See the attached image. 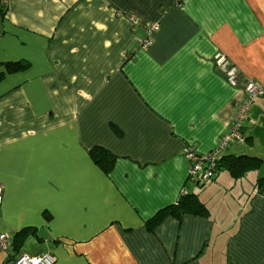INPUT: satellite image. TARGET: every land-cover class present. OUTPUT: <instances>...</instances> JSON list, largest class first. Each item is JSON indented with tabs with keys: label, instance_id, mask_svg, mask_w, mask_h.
I'll list each match as a JSON object with an SVG mask.
<instances>
[{
	"label": "crops",
	"instance_id": "1",
	"mask_svg": "<svg viewBox=\"0 0 264 264\" xmlns=\"http://www.w3.org/2000/svg\"><path fill=\"white\" fill-rule=\"evenodd\" d=\"M2 4L0 233L26 237L0 264L40 250L54 264H264V97L246 142L222 153L259 158L260 170L236 180L221 169L198 184L185 158L188 146L217 147L245 97L218 53L264 85V0ZM152 23L160 30L143 50ZM95 147L115 156L109 173ZM185 189L207 213L149 230Z\"/></svg>",
	"mask_w": 264,
	"mask_h": 264
},
{
	"label": "built area",
	"instance_id": "2",
	"mask_svg": "<svg viewBox=\"0 0 264 264\" xmlns=\"http://www.w3.org/2000/svg\"><path fill=\"white\" fill-rule=\"evenodd\" d=\"M6 3V0H5ZM133 27L139 26V20L136 17L130 18ZM160 30L159 23H152L144 30V37L139 42V47L143 50L149 48L153 44V35ZM215 64L218 70L224 75L228 83L233 86L241 84L244 87L245 97L240 102L235 111L233 122L227 133L221 138L217 147L206 155H199L193 146H188L185 150V158L189 163V180L198 184H208L213 181L217 171L220 155L234 144L242 145L246 142L244 135V123L249 113L260 98L264 97V85L253 80H246L241 77L239 70L229 61V59L221 53L215 57ZM264 191V190H263ZM188 191L185 189L182 195H186ZM3 198V189L0 186V208ZM13 238L0 233V251L8 253L12 248ZM55 258L48 254L42 253L38 256L22 254L17 258H10L6 264H54Z\"/></svg>",
	"mask_w": 264,
	"mask_h": 264
},
{
	"label": "trees",
	"instance_id": "3",
	"mask_svg": "<svg viewBox=\"0 0 264 264\" xmlns=\"http://www.w3.org/2000/svg\"><path fill=\"white\" fill-rule=\"evenodd\" d=\"M3 2L4 0H0L1 14H4L5 12L3 8L4 5L2 4ZM223 152H225V150ZM222 153L220 155V160L218 161L215 178L221 169H226L230 172L231 176L234 179L238 180L243 178L246 172L248 171L260 170L263 164V160L259 158L249 157V156H235V155L222 156ZM90 155L94 163L98 165L100 168H102L105 173H109L112 170L116 158L106 149L102 147H95L93 150H91ZM215 178L213 179V181L215 180ZM206 213H207V208L200 201L198 196L187 193L186 195H182L181 200H179V202L176 205L171 206L159 212L153 219L148 221L147 227L149 230H152L155 226L161 223L167 216L180 218L184 215H205ZM25 232L26 231H22L15 238H13L12 247L16 251L20 250L24 242V239L26 237ZM18 256L20 255L10 256L8 260L10 258L15 259Z\"/></svg>",
	"mask_w": 264,
	"mask_h": 264
},
{
	"label": "water",
	"instance_id": "4",
	"mask_svg": "<svg viewBox=\"0 0 264 264\" xmlns=\"http://www.w3.org/2000/svg\"><path fill=\"white\" fill-rule=\"evenodd\" d=\"M43 253V250H40V251H38L36 254H35V256H38V255H40V254H42Z\"/></svg>",
	"mask_w": 264,
	"mask_h": 264
}]
</instances>
